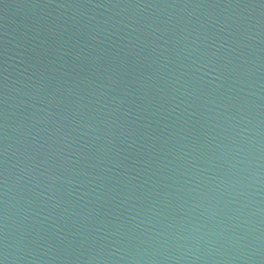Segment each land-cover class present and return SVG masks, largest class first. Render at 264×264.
I'll list each match as a JSON object with an SVG mask.
<instances>
[{"label":"water","instance_id":"95a60500","mask_svg":"<svg viewBox=\"0 0 264 264\" xmlns=\"http://www.w3.org/2000/svg\"><path fill=\"white\" fill-rule=\"evenodd\" d=\"M0 264H264V0H0Z\"/></svg>","mask_w":264,"mask_h":264}]
</instances>
